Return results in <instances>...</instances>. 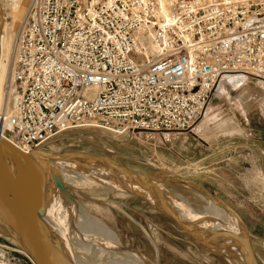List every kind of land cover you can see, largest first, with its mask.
<instances>
[{"label":"built area","instance_id":"2783aa9c","mask_svg":"<svg viewBox=\"0 0 264 264\" xmlns=\"http://www.w3.org/2000/svg\"><path fill=\"white\" fill-rule=\"evenodd\" d=\"M11 61L0 136L20 152L82 129L169 146L223 78L264 88V0H30Z\"/></svg>","mask_w":264,"mask_h":264},{"label":"rangeland","instance_id":"374dc122","mask_svg":"<svg viewBox=\"0 0 264 264\" xmlns=\"http://www.w3.org/2000/svg\"><path fill=\"white\" fill-rule=\"evenodd\" d=\"M0 2L4 15L1 33L7 40L10 34L18 31L28 0H21V15L16 24L12 14L17 0ZM3 54L0 42V66ZM233 78H223L215 93L226 83L235 85L244 79L230 81ZM207 112L208 109L190 132L183 134L194 137L183 150L154 146L129 135L117 137L93 129L67 132L52 140L44 150L107 157L137 174L161 171L205 188L240 216L248 229L256 260L258 264H264V154L258 150L263 141L257 138L262 130H233L219 124V129L207 132L211 139L199 138L197 128ZM243 133L249 134L250 142ZM71 175L75 176L76 172ZM64 179L66 191L72 197L65 195L70 203L66 206L76 222L100 237H112L122 248L135 251L128 253L137 264H228L222 257L205 251L171 219L143 199L104 184L76 185L71 176ZM166 190L174 201L198 215L210 210V204L197 193L172 185L166 186ZM2 241L16 245L0 233ZM20 257V264H30L24 256Z\"/></svg>","mask_w":264,"mask_h":264},{"label":"water","instance_id":"95a60500","mask_svg":"<svg viewBox=\"0 0 264 264\" xmlns=\"http://www.w3.org/2000/svg\"><path fill=\"white\" fill-rule=\"evenodd\" d=\"M3 24L4 15L0 2V37ZM62 162L88 163L108 169L128 187L127 194L143 199L156 211L171 219L205 251L222 257L228 264H232L233 258L239 259L242 264H258L248 229L240 216L199 185L174 176H171V180L165 181L158 173L137 174L110 158L85 153H55L46 151L43 147L23 154L0 136V230L5 232L4 236L11 239L35 264H70L69 262L76 256H82L74 250L72 254L69 250L70 243L65 246L62 236L58 234L65 227L57 226L58 222L61 223L60 211L54 207L52 197L44 183L46 170L50 169L48 172H52V169L59 170L58 163ZM56 181L64 195L72 199L62 179L57 178ZM168 185L188 189L231 212L244 229V257L242 258L235 250L210 241V236L201 233L186 221L183 213L166 197ZM131 188L145 189L148 197L138 195ZM50 214H53L52 217ZM74 243L73 248L76 247V242ZM121 249L124 252L132 251L122 247ZM86 258L84 256V259ZM87 261L96 260L88 257Z\"/></svg>","mask_w":264,"mask_h":264},{"label":"bare ground","instance_id":"6f19581e","mask_svg":"<svg viewBox=\"0 0 264 264\" xmlns=\"http://www.w3.org/2000/svg\"><path fill=\"white\" fill-rule=\"evenodd\" d=\"M16 1V0H15ZM169 0H162V3L165 5ZM30 0H28L29 4ZM27 6H25V12L27 10ZM21 0H17L13 8V22L16 24L19 21V17L21 15L20 6ZM22 16V20L24 18ZM21 20V22H22ZM20 22V23H21ZM20 25V24H19ZM19 27V26H18ZM17 27V29H18ZM15 32L10 34L8 39L6 40L5 35H1L0 42L3 44L4 54L3 60L0 66V115L7 112L10 114V106L7 105V98H6V87L9 85L10 81L13 78V65H12V40L14 38ZM12 31L10 30V33ZM240 77H234L230 81H236ZM2 122H0V125ZM1 134V130H0ZM2 138V137H1ZM2 140L6 141L4 138ZM8 142V141H6ZM9 143V142H8ZM50 143V142H49ZM48 143V144H49ZM10 144V143H9ZM12 145V144H11ZM13 146V145H12ZM14 147V146H13ZM15 148V147H14ZM16 149V148H15ZM47 150V149H46ZM19 151V150H18ZM22 153V152H21ZM24 154V153H23ZM59 170H53L52 172H48L50 169L46 170L47 173L45 175V186L48 190V193L52 197L53 205L58 211H60L61 223L58 222L57 226L60 228L65 227V229L58 234L62 236V240L65 242V246L69 245V250L73 254V250L76 253H80L82 256H76L74 260L69 262L70 264H137L135 260H133L132 256L128 252H124L121 249L119 243L110 237L105 236L100 237L96 235L94 232L86 230L82 228L73 215L70 214L68 208L66 206L69 203L66 196L62 192L59 184L57 183L56 179H62L63 183H65V176H71L73 179V183L76 185H84L87 183H97L104 184L112 188L113 190L126 193L128 188L123 182H121L112 172L108 169L101 167V166H94L88 163H58ZM72 173L76 172L75 176L71 175ZM158 175L163 180H171L172 177L165 172H159ZM70 187V186H69ZM97 187V186H96ZM102 187V186H101ZM95 188V186H94ZM104 188V187H103ZM134 192L138 195L143 197H148V193L143 188H131ZM115 192V191H114ZM120 194V193H119ZM166 197L169 199L172 204H174L182 213L183 218L186 221H189L195 229L200 231L201 233H205L210 236V241L227 247L229 249L235 250L238 252L241 257H244L245 250H244V229L242 227L241 222L234 217V215L217 205L216 203H210V210L208 213L204 215H198L193 210H191L186 205L178 203L174 201L170 194L165 192ZM72 204V202H71ZM50 214V217H52ZM2 235H5L3 231L0 230ZM76 242V247L73 248L72 246ZM68 243V244H67ZM74 243V244H73ZM87 257H92L94 260L93 262H88ZM83 257V258H82ZM150 263V262H149ZM232 264H242L239 259L233 258Z\"/></svg>","mask_w":264,"mask_h":264},{"label":"crops","instance_id":"0c3cea01","mask_svg":"<svg viewBox=\"0 0 264 264\" xmlns=\"http://www.w3.org/2000/svg\"><path fill=\"white\" fill-rule=\"evenodd\" d=\"M220 122V123H219ZM242 123V124H240ZM258 123V126L255 124ZM229 126L233 130L252 131L260 129L257 135L263 145L258 150L264 154V88L256 79H243L238 84L226 83L212 97L208 112L197 128L196 135L211 139L207 132ZM215 126L214 129H211ZM250 142L249 134H242ZM250 136L253 135L250 133ZM194 139L191 135H183L173 141L171 149L183 150ZM260 144V142H259Z\"/></svg>","mask_w":264,"mask_h":264}]
</instances>
